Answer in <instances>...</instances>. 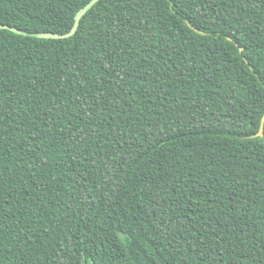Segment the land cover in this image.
Segmentation results:
<instances>
[{"label":"trees","instance_id":"trees-1","mask_svg":"<svg viewBox=\"0 0 264 264\" xmlns=\"http://www.w3.org/2000/svg\"><path fill=\"white\" fill-rule=\"evenodd\" d=\"M88 1L0 0V24L63 33ZM263 114L264 0L0 29V264H264Z\"/></svg>","mask_w":264,"mask_h":264},{"label":"water","instance_id":"water-1","mask_svg":"<svg viewBox=\"0 0 264 264\" xmlns=\"http://www.w3.org/2000/svg\"><path fill=\"white\" fill-rule=\"evenodd\" d=\"M99 0H89L88 2H86L83 6H81L75 13L74 15V22L73 25L71 26V28L63 33H58V32H53V31H27V30H23V29H19L17 27H14L12 25H7V24H0V29H6L9 31H12L16 34L19 35H24V36H30V37H36V38H51V39H64V38H68L70 36H72L79 24H80V20L81 18L98 2ZM189 26L191 28H193L195 31L199 32V33H204L202 30H199L198 28L194 27L193 25L189 24ZM264 127V114L261 118V122H260V127H259V131L257 133L258 136H262V129Z\"/></svg>","mask_w":264,"mask_h":264}]
</instances>
